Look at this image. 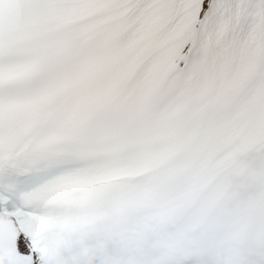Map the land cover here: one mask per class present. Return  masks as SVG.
Masks as SVG:
<instances>
[{"label":"snow or ice","instance_id":"6c2138e0","mask_svg":"<svg viewBox=\"0 0 264 264\" xmlns=\"http://www.w3.org/2000/svg\"><path fill=\"white\" fill-rule=\"evenodd\" d=\"M0 264H264V0H0Z\"/></svg>","mask_w":264,"mask_h":264}]
</instances>
